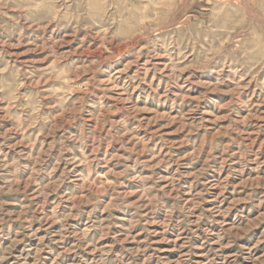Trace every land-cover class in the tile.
<instances>
[{"label": "rangeland", "instance_id": "rangeland-1", "mask_svg": "<svg viewBox=\"0 0 264 264\" xmlns=\"http://www.w3.org/2000/svg\"><path fill=\"white\" fill-rule=\"evenodd\" d=\"M0 264H264V0H0Z\"/></svg>", "mask_w": 264, "mask_h": 264}]
</instances>
